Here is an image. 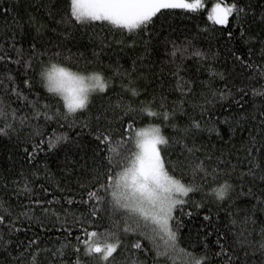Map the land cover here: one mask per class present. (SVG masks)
Segmentation results:
<instances>
[{
	"label": "snow or ice",
	"instance_id": "obj_1",
	"mask_svg": "<svg viewBox=\"0 0 264 264\" xmlns=\"http://www.w3.org/2000/svg\"><path fill=\"white\" fill-rule=\"evenodd\" d=\"M39 7L43 15L22 16L0 5V15L12 13L0 38V139L13 145L12 163L0 171V264H24L21 257L43 264L42 253L48 264H118V256L123 264H264L257 220L264 135L235 140L254 113L264 125V3L40 0ZM202 10L191 40L161 31L178 11ZM207 32L223 39L231 66L219 51L197 47ZM85 35L90 53L78 44ZM112 43L131 49L130 65L105 61ZM188 58L206 79L184 74ZM165 71L179 92L171 101ZM240 198L251 199L240 207ZM195 215L199 227L184 243V217ZM21 228L32 238L13 246ZM49 231L56 241L41 246Z\"/></svg>",
	"mask_w": 264,
	"mask_h": 264
},
{
	"label": "trees",
	"instance_id": "obj_2",
	"mask_svg": "<svg viewBox=\"0 0 264 264\" xmlns=\"http://www.w3.org/2000/svg\"><path fill=\"white\" fill-rule=\"evenodd\" d=\"M208 1L212 2V0H208ZM252 2L254 4H260V3H264V0H252ZM39 4H40V0H6V2L5 0H0V5L4 7L11 6L13 8V12L19 13L22 16H25L28 12H32L33 10H35L36 14L43 15L45 10L41 9L39 7ZM11 18H12V13H8L7 16L0 15V38L3 37L4 23L7 20H11ZM165 19L167 20V17H165ZM205 19H206V15L203 10L195 15H191V14L185 15L178 11L177 14L173 15L170 20H167V24L171 26V29H169V27L166 25L163 29H161V31L165 33L171 31V38L177 41L182 40L185 36L189 37V40H191V36L197 32L198 25H202V22ZM159 23L160 22L158 21L157 24L159 25ZM216 27L219 28L221 26L217 25ZM229 30L231 29L229 28ZM252 30L253 31L257 30V26H252ZM117 38H119L118 34H117ZM195 43L197 47L202 46L204 49L211 48L213 51H219L220 53L219 59L227 63L229 66H231V62L227 61L224 55V52L226 50V45L223 39H217V37L213 36L210 32H207V33H202L201 35H197ZM78 44L81 47L86 48L88 53H90L92 49L93 41L88 40L87 36L85 35L84 37L78 39ZM235 45L242 52L246 53L248 46H246L243 43V41H236ZM75 50L76 49L73 48L74 52ZM177 55L179 56L180 54L177 53ZM117 57H119L120 63L127 67L131 63V60L133 58V53L129 48H124L123 50H121V46L112 43V47L110 49L105 50V55L103 58L105 59L106 62L111 63L116 61ZM162 57H163V49L157 48L155 55L153 56V60L159 63L158 58H162ZM186 63L187 65H189V67L187 69V72L184 73L185 75H187L190 78L194 75L198 76L199 79L207 78L208 76L207 71H205L202 67L197 68L192 58H188ZM163 78H164L165 88L170 92V101L177 99L179 97V92L178 90L171 89L170 86L173 84V78L171 77L168 71H165L163 73ZM19 79L20 77H18V82ZM0 90H2V86H0ZM8 98L14 100V97H8ZM97 103H99V101H97ZM17 107H19V105H17ZM225 108H227V105H225ZM254 114L256 115V119L255 120L249 119L248 124L245 126L244 132L237 133V136L235 138L237 145L242 137L248 136L249 132H251L253 136H256L258 140L262 135H264V125H261V117L259 116L258 113H254ZM0 126H3L2 120H0ZM226 131L227 129H225V132ZM225 139H227V135H225ZM256 146L259 147V144H257ZM12 147L13 145L9 143L6 139H0V171H2L3 169H8L9 164L12 163V161H9L7 158L8 152L12 150ZM253 155H256V153H253ZM233 156H235V153H233ZM241 158L244 159V164L246 166L247 158L244 157L243 151H241ZM49 159L52 161L51 166L55 168V157H50ZM14 160L19 162L20 160H22V157L14 156ZM14 170L15 169H12V171ZM57 194L59 195V193ZM199 196L200 193H197L195 198L199 199ZM250 199L251 198H240V200L238 201L239 206L244 207ZM13 202H16L15 197H13ZM235 206L236 205H234L233 207ZM213 214L215 215V209H213ZM224 214H225V210L221 208L220 215L222 219L224 218ZM201 219L202 217L199 215H195L192 218L184 217L185 227L181 230L185 234L184 243H187V233L189 232V230H191L194 233L196 229L199 227ZM257 220L258 222L264 221V213L257 212ZM249 227H251V225H249ZM39 231L40 230H36V233L39 234ZM32 235H33L32 230L25 231L23 228H21L18 234L12 236V240L14 242L13 246H15V243L19 242L20 240H24L26 242L27 239L32 238ZM57 235L58 233L56 231H49L47 233H44V235L41 238L40 245L43 246L45 244H52L54 241H56ZM5 238H7V235L5 236ZM45 257L46 254L42 253L40 259L43 262V264H48V260ZM3 259H4V254L0 253V261H2ZM21 260L24 262V264H29L28 257H21ZM117 262L118 264H123V259L121 256L117 257Z\"/></svg>",
	"mask_w": 264,
	"mask_h": 264
},
{
	"label": "rangeland",
	"instance_id": "obj_3",
	"mask_svg": "<svg viewBox=\"0 0 264 264\" xmlns=\"http://www.w3.org/2000/svg\"><path fill=\"white\" fill-rule=\"evenodd\" d=\"M204 3H205L206 8H210L211 7V3L212 2H210L208 0H204Z\"/></svg>",
	"mask_w": 264,
	"mask_h": 264
}]
</instances>
